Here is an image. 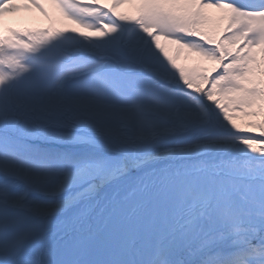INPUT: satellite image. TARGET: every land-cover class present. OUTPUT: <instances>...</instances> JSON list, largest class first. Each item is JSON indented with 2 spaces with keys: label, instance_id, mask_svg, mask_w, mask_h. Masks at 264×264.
I'll list each match as a JSON object with an SVG mask.
<instances>
[{
  "label": "snow or ice",
  "instance_id": "snow-or-ice-1",
  "mask_svg": "<svg viewBox=\"0 0 264 264\" xmlns=\"http://www.w3.org/2000/svg\"><path fill=\"white\" fill-rule=\"evenodd\" d=\"M47 3L0 0V264H264V0Z\"/></svg>",
  "mask_w": 264,
  "mask_h": 264
},
{
  "label": "bare ground",
  "instance_id": "bare-ground-1",
  "mask_svg": "<svg viewBox=\"0 0 264 264\" xmlns=\"http://www.w3.org/2000/svg\"><path fill=\"white\" fill-rule=\"evenodd\" d=\"M17 2V1H16ZM17 3H23V2H17ZM120 11L128 12L132 11L131 8L129 7H124L121 8ZM217 10L213 9L210 10V15L215 14ZM51 15L54 14L53 11L50 12ZM60 22H63L64 19H62L60 16L57 17ZM5 22L7 26L13 25V26H18L20 28L23 27H31V28H41V27H47L50 25L49 21L45 19L44 16L40 15L38 12L34 10H26V9H21V11L17 13H6L5 14ZM217 23H221L220 21L216 20ZM223 23V22H222ZM72 27H78L75 25H71ZM81 31H84L81 29ZM162 43L164 41L162 40ZM169 52L171 55L176 57L177 63L181 64L182 66L187 65V64H196L199 66L207 65L209 64V61L206 59H203L201 57L196 56L195 54H190L188 53L187 50H184L177 54L175 51L174 46H169ZM261 119H264V116H260ZM240 118L237 117L235 118V121L238 123L240 122ZM248 124H244V128L247 127Z\"/></svg>",
  "mask_w": 264,
  "mask_h": 264
},
{
  "label": "rangeland",
  "instance_id": "rangeland-1",
  "mask_svg": "<svg viewBox=\"0 0 264 264\" xmlns=\"http://www.w3.org/2000/svg\"><path fill=\"white\" fill-rule=\"evenodd\" d=\"M211 25H213V24H211ZM218 28H220V26H215V29H218ZM191 68H194V66H192V65L190 67L187 66V69H191ZM241 114H243V115H241ZM233 117H234V119L237 117H239L241 119L240 122H238V123L236 122V123L239 124L242 128H244V124L245 123L248 124L249 121L261 119L260 116L258 117V116L245 115L244 111L241 109H235L233 111Z\"/></svg>",
  "mask_w": 264,
  "mask_h": 264
}]
</instances>
